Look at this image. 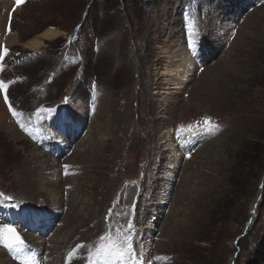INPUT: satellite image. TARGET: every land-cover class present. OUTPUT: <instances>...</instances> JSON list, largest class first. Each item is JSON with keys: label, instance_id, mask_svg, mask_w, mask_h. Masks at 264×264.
Wrapping results in <instances>:
<instances>
[{"label": "rangeland", "instance_id": "374dc122", "mask_svg": "<svg viewBox=\"0 0 264 264\" xmlns=\"http://www.w3.org/2000/svg\"><path fill=\"white\" fill-rule=\"evenodd\" d=\"M4 48L0 193L12 199L0 223L24 255L65 264L84 245L70 264H87L109 223L131 220L142 264H264V0H0ZM38 159L55 161L49 178H71L44 204L21 177ZM69 192L84 223L50 207Z\"/></svg>", "mask_w": 264, "mask_h": 264}, {"label": "snow or ice", "instance_id": "6c2138e0", "mask_svg": "<svg viewBox=\"0 0 264 264\" xmlns=\"http://www.w3.org/2000/svg\"><path fill=\"white\" fill-rule=\"evenodd\" d=\"M24 2L25 0H16L17 5L23 4ZM7 55L8 50L4 48L3 53L0 54V61H3ZM2 70V65H0V71ZM7 87L8 84L0 80V91L6 93ZM93 88H95V85H93ZM4 100L9 106V111L12 113L13 117L16 118L18 113L14 111L12 105L9 104L7 94H5ZM65 100L67 101V98H65ZM53 111L55 110L38 109L37 113H51ZM17 122L20 123L19 120H17ZM204 124L205 128L203 130L205 132L214 133L218 130V126L212 124L207 118H205ZM21 127L23 128L22 124ZM11 199V197L4 196L0 193V202L10 201ZM11 207L18 208L19 205L13 204ZM112 214L113 210L110 209L109 215L105 217L106 221L110 220ZM134 233L135 226L131 220H129L126 225L109 223L105 233L100 235L93 245L87 246V256L85 258L87 264H142L134 247ZM0 246L14 253V258L20 259L21 264H34L32 257L24 255V241L17 233L16 227L10 223H0ZM82 247H84V245H77V249L73 250V252L78 251ZM73 252H69L65 264H70ZM156 259L160 260L161 258L157 257Z\"/></svg>", "mask_w": 264, "mask_h": 264}, {"label": "bare ground", "instance_id": "6f19581e", "mask_svg": "<svg viewBox=\"0 0 264 264\" xmlns=\"http://www.w3.org/2000/svg\"><path fill=\"white\" fill-rule=\"evenodd\" d=\"M181 30H182V27H178V28L176 27L175 29H173V34L175 35V37L177 39L179 38V35H181V33H179ZM55 35H56V33H54L52 30H49V31H46L42 36L45 37V38H53ZM45 38H43V39H45ZM6 41H7L6 38H4V40H2L3 43H6ZM173 44L171 46H168L169 47L168 48L169 51H172ZM40 45H41V42H38V43L37 42H31L30 43V46H31V48L33 50H37ZM177 52H179L181 54V51L179 50V48L177 49ZM179 57H180V60H182L181 56H179ZM179 66H177V67H179ZM179 74H180V76H182L181 71L179 72ZM184 81L187 82L188 80H185L184 79ZM184 81L181 82V79H178L176 82H179V83L176 84V85H179V84L182 85L184 83ZM171 82H173V81H171ZM202 92H199L197 94V96H200V98H201ZM38 161H40V159H38ZM40 162L43 164L44 168H42L41 166H39L38 164H36V161H34V160L33 161L31 160L29 163L27 162L24 165L25 168L23 169V171L21 173V177H22V180L25 183L26 187L31 192V195L34 196L35 198L37 197V199H40V204H44V201L46 199L48 200L49 197H55L56 196L55 195V191H57V189L60 188L63 185L62 184L63 182H65L64 185H66V182L70 181L71 178H69L70 177V173H67V177L65 179H62L61 177L58 176V174H56V177L60 178V180H57V181L54 180V179H52V178H49L51 175H53L55 173V170H54V167L55 166L53 165V163L55 164V161L52 160V159H49L45 163H43V160H41ZM86 163H87V165L83 167V171L84 172L88 171V166H89L88 163H90L89 157H87ZM36 165L39 168H37ZM72 168L73 167L69 168L68 170L70 172H73L74 173V171H72ZM78 181H79V179L76 180V182H78ZM72 196H73V193L72 192H69L68 193V196H66V199H65L64 198V195L61 193L59 195V197H56L57 200H56V198L53 199L54 202H55V200H56V202L53 203L52 205H50V207L54 206V209H56L57 211L58 210H62L63 211V206L67 207V213H66V215H65V217L63 219V222L64 221H67L66 224H69L73 219H75L72 210H73V208L76 207V204L77 203H76L75 197L72 199ZM44 197H48V198H45L44 199ZM64 199L67 200V202H65ZM91 216H92V218H91L92 223H94V225H99V223H98L99 213L96 211L95 205L93 206V209H92V212H91ZM48 217H49V215H47V213H41L40 214V219H39V217H34L33 218V221L30 223V225H33V227L42 225V222L41 221L48 219ZM50 217H52V216H50ZM75 221H78V223L79 222H83L84 223V221L77 220V218L75 219ZM63 227H64V225H63ZM58 230H56L54 232L55 235L53 234L51 236L53 239H51V241L50 240L47 241L51 245H54L55 244L54 241H52V240H54V238L57 237L56 236V233L58 234L59 231H60V230L59 231ZM88 232H92V230H89ZM86 234H88V233L86 232ZM38 241L39 242H37V240H36L35 242L32 243V245L35 246V248H34V251L35 252H38V251L40 252L41 248L43 247V243L40 242V238L38 239ZM69 242H72V239H70ZM67 245H69V244H67ZM47 250H50V249H47ZM3 253H4V251L3 250H0V264H7L8 261H7V259H4V254ZM33 256H35V255H33ZM47 259H49V258L47 257ZM33 262H34V260H33ZM10 264H12V263H10ZM34 264H37V263H34ZM46 264H52V263L50 262V260H48L46 262Z\"/></svg>", "mask_w": 264, "mask_h": 264}]
</instances>
